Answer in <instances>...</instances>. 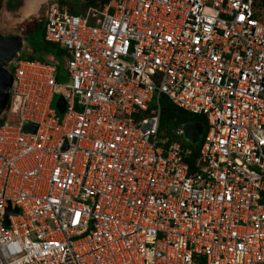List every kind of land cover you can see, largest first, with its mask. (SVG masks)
<instances>
[{
    "label": "built area",
    "instance_id": "1",
    "mask_svg": "<svg viewBox=\"0 0 264 264\" xmlns=\"http://www.w3.org/2000/svg\"><path fill=\"white\" fill-rule=\"evenodd\" d=\"M42 27L66 82L5 65L0 264H264V0L50 1Z\"/></svg>",
    "mask_w": 264,
    "mask_h": 264
},
{
    "label": "rangeland",
    "instance_id": "2",
    "mask_svg": "<svg viewBox=\"0 0 264 264\" xmlns=\"http://www.w3.org/2000/svg\"><path fill=\"white\" fill-rule=\"evenodd\" d=\"M50 1L63 2L66 9H71L72 11L82 10L86 7V4L90 0H41L39 2L34 0H0V34L3 36L8 35L11 31L8 27L10 25L9 17H13L15 20V29H12L13 33H20L22 36V44L19 50L20 56H27V50L31 49L32 45H38L43 35V13L45 9V3ZM41 2V4H40ZM19 12L21 13H12L11 8L18 7ZM11 12V13H10ZM14 12V11H13ZM76 14V12H74ZM12 22V21H11ZM13 23V22H12ZM9 72L12 71L10 67H7ZM57 82L64 83L66 79L61 74L57 78ZM61 97L59 95H53L50 102V109L53 110L55 116L60 118L63 113ZM193 147L192 145H190ZM194 147H197L195 145ZM15 210H11L9 207H6L3 211V218L6 219L8 215L14 213ZM4 226H7L6 222L3 223Z\"/></svg>",
    "mask_w": 264,
    "mask_h": 264
},
{
    "label": "trees",
    "instance_id": "3",
    "mask_svg": "<svg viewBox=\"0 0 264 264\" xmlns=\"http://www.w3.org/2000/svg\"><path fill=\"white\" fill-rule=\"evenodd\" d=\"M108 0H90L86 4L95 6L96 2L105 3ZM60 5H64L63 2H58ZM68 10V9H67ZM69 13H72L68 10ZM73 14V13H72ZM27 56H20V58H23L25 60L31 61V60H40V61H47L49 59H53L56 63L57 67V76L63 72L61 67V57L63 55V51L59 49L56 45L46 42L42 39L38 43V45H32L31 49L27 52ZM160 105H161V112H160V118H159V130L165 132L167 135L170 134V130L185 124L189 122H198L201 124L202 132L205 130V121L197 116L193 115L187 112L182 111L181 109L176 108L175 106H172L165 98H160ZM182 141L183 145H187L188 147L190 144L188 142H185L184 140L180 139ZM192 151H195V147H191Z\"/></svg>",
    "mask_w": 264,
    "mask_h": 264
},
{
    "label": "water",
    "instance_id": "4",
    "mask_svg": "<svg viewBox=\"0 0 264 264\" xmlns=\"http://www.w3.org/2000/svg\"><path fill=\"white\" fill-rule=\"evenodd\" d=\"M21 35H7L0 34V113L4 109L7 99L8 90L11 84V74L5 70V65L11 58L17 54L22 44ZM62 102V100H61ZM63 104V102H62ZM64 105L62 106L63 109ZM182 137L190 144L199 141L201 133V124L198 122H189L182 124ZM34 129H32L33 131Z\"/></svg>",
    "mask_w": 264,
    "mask_h": 264
},
{
    "label": "crops",
    "instance_id": "5",
    "mask_svg": "<svg viewBox=\"0 0 264 264\" xmlns=\"http://www.w3.org/2000/svg\"><path fill=\"white\" fill-rule=\"evenodd\" d=\"M82 8H83V7H81L79 11H77L78 8H76V10H74V11H72V10L69 9V8H68V10L71 11L73 14H75L74 12H76V14H79V13L82 11ZM11 9H12V10H11L12 13H16V14L19 13V6H18V7H13V8H11ZM13 11H14V12H13ZM11 12H10V13H11ZM20 14H21V13H20ZM8 19H9V21H10V25H8V27H9V29H10V31H11L8 35H20V33H13V31H12V29H15V24H14L15 21H13V20H15V19H14L13 17H9ZM11 21H12L13 23H12ZM6 36H7V35H6ZM28 51H29V50H27V52H28ZM36 60H37V59H36ZM61 75H62V76L64 75L63 72L61 73Z\"/></svg>",
    "mask_w": 264,
    "mask_h": 264
},
{
    "label": "flooded vegetation",
    "instance_id": "6",
    "mask_svg": "<svg viewBox=\"0 0 264 264\" xmlns=\"http://www.w3.org/2000/svg\"><path fill=\"white\" fill-rule=\"evenodd\" d=\"M22 1H25V0H22ZM34 1H37V2H39L40 0H34ZM43 0H41V2H42ZM41 2H40V4H41ZM19 15H20V12H19Z\"/></svg>",
    "mask_w": 264,
    "mask_h": 264
}]
</instances>
